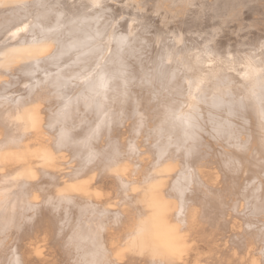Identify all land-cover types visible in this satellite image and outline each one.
Wrapping results in <instances>:
<instances>
[{
  "label": "bare ground",
  "instance_id": "bare-ground-1",
  "mask_svg": "<svg viewBox=\"0 0 264 264\" xmlns=\"http://www.w3.org/2000/svg\"><path fill=\"white\" fill-rule=\"evenodd\" d=\"M0 264H264V0H0Z\"/></svg>",
  "mask_w": 264,
  "mask_h": 264
}]
</instances>
